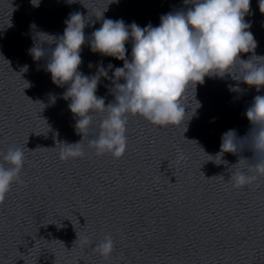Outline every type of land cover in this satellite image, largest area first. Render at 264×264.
Masks as SVG:
<instances>
[{
	"label": "water",
	"instance_id": "obj_1",
	"mask_svg": "<svg viewBox=\"0 0 264 264\" xmlns=\"http://www.w3.org/2000/svg\"><path fill=\"white\" fill-rule=\"evenodd\" d=\"M192 6L185 0H39L38 6L0 0V163L10 166L3 159L9 147L25 155L19 180L0 202V264H264V173L252 145L255 126L245 114L264 85L231 73L205 75L186 90L188 115L197 101L200 106L184 123L159 125L128 114L127 147L115 157L90 144L107 109L93 111L84 135L77 131L79 117L62 95L69 84L55 83L46 68L56 44L47 34L58 39L70 13L80 12L86 40L78 68L92 75L101 62L112 63L96 89L107 105L115 101L110 77L124 61L91 49L94 29L104 18L155 26L161 14ZM244 19L258 43L239 56L264 63L260 0H250ZM36 46L47 55L35 59ZM131 46L128 41L129 59ZM244 63L237 60L231 71L243 76ZM230 128L237 151H225L218 163ZM76 142L83 155L61 158L66 143ZM241 171L255 179L235 186L233 175ZM105 234L114 241L107 256L96 247Z\"/></svg>",
	"mask_w": 264,
	"mask_h": 264
},
{
	"label": "clouds",
	"instance_id": "obj_2",
	"mask_svg": "<svg viewBox=\"0 0 264 264\" xmlns=\"http://www.w3.org/2000/svg\"><path fill=\"white\" fill-rule=\"evenodd\" d=\"M34 6L39 0H31ZM69 3L72 0H68ZM111 0H108V3ZM193 6L186 10L169 11L161 14L160 23L151 22L141 26L135 21L126 24L123 18H104L101 26L91 34L90 46L93 51L114 56L124 61L115 66L110 79L115 83V101L105 104V98L98 96L96 89L101 75L108 76V68L101 62L96 74L87 75L79 70L82 63L81 46L86 40L85 18L80 12L70 13L66 19L63 34L56 39L46 65L52 80L62 85L69 84L62 95L71 98L69 108L79 119L76 129L83 135L93 120V111H104L99 134L90 140L97 153L111 152L120 157L127 147L128 114H140L150 122L159 125L184 123L188 115L185 103L186 90L203 83L205 75L223 77L225 73L259 88L264 85V63L244 60L241 52L254 51L257 40L250 30V21L244 19L250 8V0H185ZM264 11V0H260ZM104 9L100 16L103 15ZM49 40V41H51ZM131 41L130 59L126 43ZM35 59L47 55V50L36 46L31 49ZM244 61V74L238 76L231 69L236 61ZM91 63V62H90ZM101 69L103 72L101 73ZM123 77L124 82H119ZM239 85H230V90ZM55 102V96H52ZM246 116L255 126L252 132V145L260 164L259 171L264 173V94H257L246 109ZM212 119H215L214 117ZM236 130L228 129L222 134L221 150L216 154L220 162L225 151L236 152ZM81 141V140H80ZM79 141V142H80ZM79 142L66 143L69 147L60 153L61 158L83 155V145ZM10 166L0 163V202L5 198L24 164V151L19 147H9L3 156ZM245 172L233 175L235 186H242L254 180ZM105 256L114 247L111 234L96 245Z\"/></svg>",
	"mask_w": 264,
	"mask_h": 264
}]
</instances>
